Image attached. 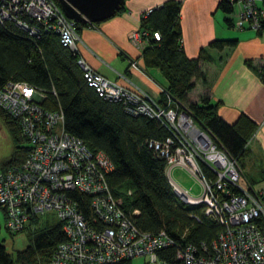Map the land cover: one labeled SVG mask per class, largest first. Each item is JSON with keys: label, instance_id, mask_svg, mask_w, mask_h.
I'll use <instances>...</instances> for the list:
<instances>
[{"label": "built area", "instance_id": "2783aa9c", "mask_svg": "<svg viewBox=\"0 0 264 264\" xmlns=\"http://www.w3.org/2000/svg\"><path fill=\"white\" fill-rule=\"evenodd\" d=\"M224 1L233 10L232 28L264 30V0ZM5 22L31 37L56 34L77 55L84 81L101 99L120 102L128 115L161 123L170 137L152 144L166 161L165 176L174 196L185 206L203 207V217L221 229L211 243L198 248L177 245L165 231L156 235L140 231L132 221L139 212L125 209L122 196L108 188L105 177L114 169L108 158L66 133L61 109L42 108L47 99L43 91L8 82L0 89V109L17 123L30 149L21 164L0 172V225L9 235L24 232L39 215L54 214L66 241L58 244L50 264H115L137 258L143 264H165L157 253L169 248L176 264H264V182L242 183L237 159L209 131L199 128L188 110H177L167 94L166 105H159L142 90L109 81L93 70L80 57L76 22L67 19L53 0H0V25ZM127 36L141 53L147 48L146 33L136 30ZM153 36L158 42L160 35ZM129 66L137 69L133 60ZM260 74L264 76V70ZM175 169L198 187L197 194L173 180ZM71 194L90 198L89 221L77 211ZM191 218L202 223L199 216Z\"/></svg>", "mask_w": 264, "mask_h": 264}, {"label": "trees", "instance_id": "16d2710c", "mask_svg": "<svg viewBox=\"0 0 264 264\" xmlns=\"http://www.w3.org/2000/svg\"><path fill=\"white\" fill-rule=\"evenodd\" d=\"M53 1L58 7L57 0ZM181 6L180 2L168 0L141 19L139 30L148 35L147 48L141 53L143 68L146 72L160 70L165 78L159 105H166L165 94L170 96L177 110H188L197 126L209 131L239 162L258 128L243 115L234 125L226 124L218 116V103L208 98L189 103L188 93L193 91L197 80L203 79L199 65L208 62L209 57L204 55V50L195 59L184 55L180 43ZM219 9L229 18L233 15L224 0ZM122 11L124 7L115 16ZM225 21L233 27L228 18ZM89 26L92 25L76 23L77 32ZM153 34L160 35L158 42ZM234 44L213 41L208 49L222 51ZM77 61V55L64 47L54 33L41 32L38 37H31L12 22L0 25V89L8 82L25 83L47 95L41 103L43 109H61L66 133L82 140L91 152H102L111 162L114 169L105 177L108 188L115 196H122L125 209L139 212L132 221L140 231L153 235L165 231L177 245L191 244L198 248L201 243H211L221 229L203 217V207H189L178 201L165 176L166 161L153 149V142L170 137L167 129L153 119L126 114L120 102L101 99L84 81ZM0 121L12 142L11 156L4 164L6 169L21 164L30 149L23 145L27 141L17 123L1 109ZM203 170L211 176L208 169L203 167ZM129 190L131 196L126 195ZM71 198L77 204V211L89 221L90 198L77 194H71ZM192 215L202 218V223L197 224ZM61 227L57 220L51 228H36L29 234L26 249L14 255L0 244V264H50L58 244L66 241ZM157 256L165 264H176L172 248L158 251Z\"/></svg>", "mask_w": 264, "mask_h": 264}, {"label": "crops", "instance_id": "0c3cea01", "mask_svg": "<svg viewBox=\"0 0 264 264\" xmlns=\"http://www.w3.org/2000/svg\"><path fill=\"white\" fill-rule=\"evenodd\" d=\"M168 0H124V11L98 25L81 28L80 57L102 77L127 87L142 90L150 100L160 103L166 86L160 70L143 68L141 52L130 44L127 34L139 30L141 16L161 7ZM181 3L182 45L184 55L195 59L204 50L208 62L200 63L203 79L188 93L189 103L208 98L218 103V116L234 125L240 116L249 118L257 131L244 149L249 165L241 164V182H264V31H238L228 25L219 9L222 0H170ZM213 41H231L234 46L222 51L209 50ZM137 63L132 69L129 62ZM248 158V159H247Z\"/></svg>", "mask_w": 264, "mask_h": 264}, {"label": "rangeland", "instance_id": "374dc122", "mask_svg": "<svg viewBox=\"0 0 264 264\" xmlns=\"http://www.w3.org/2000/svg\"><path fill=\"white\" fill-rule=\"evenodd\" d=\"M111 81V80H109ZM114 82V81H113ZM7 130L2 126L0 121V172L5 169L4 164L8 162L12 152V142L7 135ZM23 145L28 146L27 142ZM248 159V158H247ZM241 164L249 165L250 160L246 161L245 158L240 159ZM173 180L176 181L184 189H192L193 194H197L198 187L193 185V182L184 175L181 171L175 169L172 173ZM57 218L54 214L39 215L26 227L22 233L9 235L3 225L0 226V244L6 248L7 252L14 255L17 251H23L29 245V234L33 233L36 228H51L57 223ZM129 264H143V259L137 258L129 262Z\"/></svg>", "mask_w": 264, "mask_h": 264}, {"label": "water", "instance_id": "95a60500", "mask_svg": "<svg viewBox=\"0 0 264 264\" xmlns=\"http://www.w3.org/2000/svg\"><path fill=\"white\" fill-rule=\"evenodd\" d=\"M67 19L89 25L109 20L124 6V0H57Z\"/></svg>", "mask_w": 264, "mask_h": 264}]
</instances>
